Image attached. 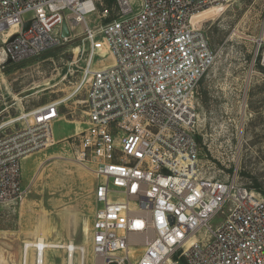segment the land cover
<instances>
[{
    "label": "built area",
    "instance_id": "obj_1",
    "mask_svg": "<svg viewBox=\"0 0 264 264\" xmlns=\"http://www.w3.org/2000/svg\"><path fill=\"white\" fill-rule=\"evenodd\" d=\"M110 2L113 18L91 26L88 18ZM228 2L0 0V71L9 59L69 41L77 28L87 42L75 90L85 88L86 121L76 135L97 181L91 243L99 264H264V196L237 179L207 178L198 163L195 93L216 54L192 19ZM102 43L110 68L94 66ZM256 44L253 66L264 70V36ZM61 105L0 123V205L26 199L21 162L54 145ZM218 216L224 221L213 227Z\"/></svg>",
    "mask_w": 264,
    "mask_h": 264
},
{
    "label": "rangeland",
    "instance_id": "obj_2",
    "mask_svg": "<svg viewBox=\"0 0 264 264\" xmlns=\"http://www.w3.org/2000/svg\"><path fill=\"white\" fill-rule=\"evenodd\" d=\"M113 7L110 2L100 14L90 16L91 26L110 21ZM106 9L110 19L99 20ZM196 20L216 54L195 93L200 170L210 179H237L264 196V70L253 66L256 41L264 36V0H229ZM72 35L38 57L1 69L0 113L5 111L0 123L76 92L89 54L82 30ZM105 52L106 48L98 54ZM105 60L97 57L94 66H103ZM85 100L84 88L63 102L61 118L54 124V145L22 160L26 199L0 205V264H24V247L40 239L85 247V264H99L91 243L97 181L76 135L85 127ZM223 221L218 216L211 225ZM77 251L75 264H81ZM68 254L65 248L46 250V264H68ZM28 260L36 264L34 249Z\"/></svg>",
    "mask_w": 264,
    "mask_h": 264
},
{
    "label": "bare ground",
    "instance_id": "obj_3",
    "mask_svg": "<svg viewBox=\"0 0 264 264\" xmlns=\"http://www.w3.org/2000/svg\"><path fill=\"white\" fill-rule=\"evenodd\" d=\"M216 8H218V7L210 8V9H207L205 11H202L199 14H196L194 16V18L192 19V24L194 25V27H199L196 23V19L199 16H202L203 14L207 13L208 11H210L212 9H216ZM105 48H106V52H105V55H103L102 57H104L106 59L105 60L106 62L104 63L103 66L98 65L97 68H99V67L110 68L111 66L114 65L113 57H112L110 50H109V47L106 43L101 44L100 49L98 48V52H99V50H102ZM249 82H250V78L248 79L247 85L249 84ZM75 95H77V92H74L70 96L62 99L59 103L62 104L63 102H66L67 100H69L71 97H73ZM52 248H65V249H67V251L71 257V259L68 261L69 264H75V253L77 250L80 251L81 254H82V252L84 253L85 261H86L87 250L85 247H81V246L77 247L73 243H70L68 245H54V244H50V243L45 242L43 239H40L39 241L34 242V243H27V245L24 247V250H23V257L25 260L24 264H28L29 254H30V251L32 249H34L36 251V264H46V250H49ZM81 264H82V259H81Z\"/></svg>",
    "mask_w": 264,
    "mask_h": 264
},
{
    "label": "water",
    "instance_id": "obj_4",
    "mask_svg": "<svg viewBox=\"0 0 264 264\" xmlns=\"http://www.w3.org/2000/svg\"><path fill=\"white\" fill-rule=\"evenodd\" d=\"M29 27H30V23H27V24H25V27H24V31L26 32L28 29H29ZM62 36H63V38H68V37H70V32H69V30H68V27H67V25L66 24H64V27H63V34H62ZM16 38V36H14L12 39H11V41H13L14 39ZM13 62H12V60H8L7 61V65H10V64H12Z\"/></svg>",
    "mask_w": 264,
    "mask_h": 264
},
{
    "label": "trees",
    "instance_id": "obj_5",
    "mask_svg": "<svg viewBox=\"0 0 264 264\" xmlns=\"http://www.w3.org/2000/svg\"><path fill=\"white\" fill-rule=\"evenodd\" d=\"M258 188H259V187L256 186V187H255V190H256V189H257V190H260V189H258ZM182 264H185V263H182Z\"/></svg>",
    "mask_w": 264,
    "mask_h": 264
},
{
    "label": "crops",
    "instance_id": "obj_6",
    "mask_svg": "<svg viewBox=\"0 0 264 264\" xmlns=\"http://www.w3.org/2000/svg\"><path fill=\"white\" fill-rule=\"evenodd\" d=\"M196 23H198V20H196Z\"/></svg>",
    "mask_w": 264,
    "mask_h": 264
}]
</instances>
